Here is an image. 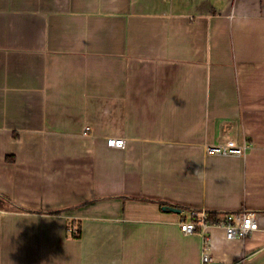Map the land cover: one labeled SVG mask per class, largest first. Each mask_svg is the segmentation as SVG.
Here are the masks:
<instances>
[{
	"label": "crops",
	"instance_id": "crops-1",
	"mask_svg": "<svg viewBox=\"0 0 264 264\" xmlns=\"http://www.w3.org/2000/svg\"><path fill=\"white\" fill-rule=\"evenodd\" d=\"M0 196V264H264V0H0Z\"/></svg>",
	"mask_w": 264,
	"mask_h": 264
},
{
	"label": "built area",
	"instance_id": "built-area-1",
	"mask_svg": "<svg viewBox=\"0 0 264 264\" xmlns=\"http://www.w3.org/2000/svg\"><path fill=\"white\" fill-rule=\"evenodd\" d=\"M86 131L90 127H86ZM108 145L113 148L124 149L126 141L123 138H111ZM247 145L239 146L234 141H229L218 146L208 147L209 155L220 156H243L246 153ZM209 214L206 211H193L190 219L181 218L179 225L184 234L200 233L203 236V256L202 264H211V239L210 229L213 227L222 228L225 231V237L229 241L245 240L260 230L257 214L250 211H240L228 214L219 218L217 221L209 220ZM77 235L78 230H70Z\"/></svg>",
	"mask_w": 264,
	"mask_h": 264
},
{
	"label": "trees",
	"instance_id": "trees-1",
	"mask_svg": "<svg viewBox=\"0 0 264 264\" xmlns=\"http://www.w3.org/2000/svg\"><path fill=\"white\" fill-rule=\"evenodd\" d=\"M163 206L167 207L169 205L164 203ZM0 207H2V208H10L11 207L12 208V207H16V206L6 197L0 196ZM208 218L211 221H217L219 219V215L217 213H210Z\"/></svg>",
	"mask_w": 264,
	"mask_h": 264
},
{
	"label": "water",
	"instance_id": "water-1",
	"mask_svg": "<svg viewBox=\"0 0 264 264\" xmlns=\"http://www.w3.org/2000/svg\"><path fill=\"white\" fill-rule=\"evenodd\" d=\"M164 209L170 210L173 213H178V214H181L182 213V210L180 208H178V207H170V206H167V207H164Z\"/></svg>",
	"mask_w": 264,
	"mask_h": 264
}]
</instances>
